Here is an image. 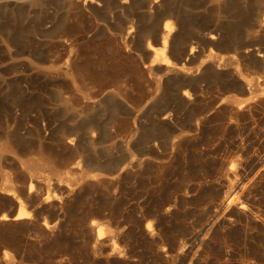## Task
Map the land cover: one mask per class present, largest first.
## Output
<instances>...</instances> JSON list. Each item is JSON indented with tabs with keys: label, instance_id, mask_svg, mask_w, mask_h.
Returning a JSON list of instances; mask_svg holds the SVG:
<instances>
[{
	"label": "rangeland",
	"instance_id": "374dc122",
	"mask_svg": "<svg viewBox=\"0 0 264 264\" xmlns=\"http://www.w3.org/2000/svg\"><path fill=\"white\" fill-rule=\"evenodd\" d=\"M30 1L0 5V143L8 133L22 143L16 155L5 154L0 161V217L18 212L1 191L6 175L17 179L16 195L31 213L26 220H0V247L14 264H264V107L255 111L259 126L247 117L241 130H226L229 104L215 102L208 109L213 101L207 97L198 107L205 120L195 124L196 137L182 138L174 155L160 153L136 170L132 200L130 125L133 118L149 125L164 108L161 92L139 53L103 29L109 20L103 11L79 14L62 0H41L38 7ZM211 9L196 8L187 17L206 32L234 24L223 19L216 25ZM250 13L238 31V53L264 51V30ZM56 28L61 34L51 36ZM205 50L201 60L210 52ZM237 58L239 77H260L258 89L264 92V71L245 65L257 54ZM68 65L73 77L65 75ZM226 80L203 85L218 98L239 96L227 91ZM61 99L76 107V117L64 113ZM191 112L178 110V123L187 125ZM71 123L80 129L79 153L67 141H56ZM39 158L51 162V169L34 175L46 185L30 197L22 195L19 187L31 176L24 163ZM112 163L117 170L104 168ZM228 190L237 199L230 207ZM169 198L172 203L165 204ZM92 222L107 228L102 239L97 240Z\"/></svg>",
	"mask_w": 264,
	"mask_h": 264
},
{
	"label": "bare ground",
	"instance_id": "6f19581e",
	"mask_svg": "<svg viewBox=\"0 0 264 264\" xmlns=\"http://www.w3.org/2000/svg\"><path fill=\"white\" fill-rule=\"evenodd\" d=\"M10 1L12 0H3L0 5H7ZM40 1L31 0L30 6H41L42 2ZM199 1L200 4H194L193 0H62L68 10H77L79 14L83 12L97 14V12L103 11L109 19L104 20L106 24L103 29L107 33L109 31L114 33L128 51L139 53L146 72L157 86V90L161 92L159 101L164 104V108L153 114L149 125L137 118H133L130 125L127 150L132 200L135 199L133 190L136 170H144L151 159L160 153L163 156L174 155L182 138L196 137L194 130L197 127L195 128V124L198 125L205 120L201 118L203 110H198V107L207 97L213 101L208 105V109H211L215 102H219L220 105L229 104L230 118L226 130L233 126L240 129L243 127L242 120L247 117L253 121L252 126H259V120L255 118V111L259 106L264 107V92L258 89V82L261 78L244 80L239 77L234 66L238 56L252 58L257 54V60L247 61L248 64L245 65L251 66L255 70L264 71V51L256 52L248 49L243 53H238V31L242 23L250 18V10L255 26L264 30V3L260 0ZM207 5L212 6L210 13L216 25L221 24L223 19L234 20V24L226 27L220 25L213 31L206 32L187 17L188 11ZM59 34H61L60 29H52L51 36ZM249 34L248 32L247 35ZM223 41L226 43L223 44ZM143 43L146 44L143 45ZM207 48L210 52L205 56V59L201 60ZM7 51L13 58L14 55L11 54V51ZM199 61L200 63L196 65ZM52 73L53 69H50L46 76L48 77ZM65 75L73 77V70L69 65L65 67ZM224 78H228L225 86L227 91L237 90L240 92L239 96L222 95L221 98H218L211 89L205 88L203 85L210 79L216 81V85H218V81H223ZM58 95L60 96V93ZM62 102L65 106L64 113L74 114L75 117L78 115L76 107L69 101L62 100ZM147 105L153 106V101ZM181 108L194 111L189 113L187 125L178 123V110ZM68 126L67 130L64 128L59 130L56 141H67L71 150L79 153L82 150L78 135L79 126L72 123ZM250 126L251 124H247V128ZM145 127H149V129L146 130ZM93 128V124L87 128L90 146L96 142ZM139 133L141 138L138 140ZM21 144L20 139L8 133L6 140L0 143V161L5 154L16 155L21 149ZM63 157L66 158L67 155ZM50 163L43 158L24 163L31 176L23 180L19 187L20 194L30 197L45 184L34 175L42 169H51ZM79 166V162L75 164V168ZM104 168L110 171L117 170V166L113 163L107 164ZM5 180L7 183L1 188V191L15 202L18 212L13 218L9 214H3L0 220L6 222L10 219L13 221L29 219L31 213L26 210L24 201L16 195L17 179L6 175ZM50 186L47 184V187ZM49 198L48 195L46 199ZM226 198L228 199L227 207L237 202L233 190L227 191ZM170 203H172V199L169 198L167 201L165 199V204ZM143 208V205L140 204L139 211L142 217L145 216ZM135 211L136 208L132 207L131 213ZM92 224L96 227L97 240L102 239L107 233V228L97 222H92ZM147 229L150 230L151 226L148 225ZM0 264H14L10 253L3 247H0Z\"/></svg>",
	"mask_w": 264,
	"mask_h": 264
}]
</instances>
